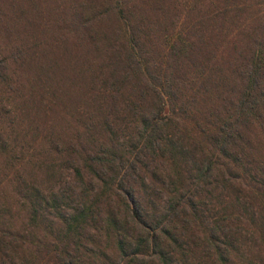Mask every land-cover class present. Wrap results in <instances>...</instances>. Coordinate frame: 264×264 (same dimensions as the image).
I'll return each mask as SVG.
<instances>
[{"label":"trees","instance_id":"1","mask_svg":"<svg viewBox=\"0 0 264 264\" xmlns=\"http://www.w3.org/2000/svg\"><path fill=\"white\" fill-rule=\"evenodd\" d=\"M227 3L200 20L195 42L182 32L172 41L167 12L158 26L131 13L133 24L124 5L98 2L122 22L113 31L129 44L124 77L110 86H133L113 123L102 122L108 140L94 150L89 137L88 148L77 152L88 168V176L76 168L79 194L49 197L36 180L27 188L35 252L24 248L27 230H0V264H264V31L256 38L236 26L239 35L229 41L227 23L217 29L233 11ZM157 35L167 47L148 51L144 40L154 44ZM143 52L157 59L166 53L167 67L163 57L148 65ZM5 121L1 114L3 153ZM97 125L91 116L86 131ZM50 214L62 229L47 222Z\"/></svg>","mask_w":264,"mask_h":264},{"label":"rangeland","instance_id":"2","mask_svg":"<svg viewBox=\"0 0 264 264\" xmlns=\"http://www.w3.org/2000/svg\"><path fill=\"white\" fill-rule=\"evenodd\" d=\"M99 1L90 0L87 11L86 0H0V116L6 119L1 132L8 141L6 153L0 152V230H27L28 241L23 245L28 254L35 252V239L29 231L35 228L31 225L32 210L24 205L27 188L36 180L49 197L52 193L65 197L79 194L83 186L77 169L88 176V168L85 157L79 158L77 152L88 148L89 137L94 140L90 144L94 150L99 149L101 140H108L102 122L106 119L113 123L119 106L124 104L121 97H127L133 86L129 80L110 86L124 77L122 63L126 62L129 44L127 36L115 33L122 22L114 14L103 13ZM110 1L114 7L124 5L133 24L136 20L131 13L158 26L157 21L167 12L168 23L176 30L170 27L172 41L177 39V32H182L184 39L190 35L195 42L200 20L207 19L210 12L218 15L228 4V0H169V4L167 0ZM229 1L228 9L233 11L225 19L221 17L217 29L227 23L231 29L226 36L229 41L237 38L241 29L257 38L256 31H264V0ZM89 14L92 18L84 25L82 18ZM30 21L33 27L29 28ZM158 36L153 38L154 44L144 40L148 51L152 46L156 51L167 47ZM263 39L261 35L259 40ZM225 46L228 49L232 44ZM114 50L118 51L115 57ZM142 56L148 65L159 59L151 53L143 52ZM162 57L164 62L160 58L159 65L163 62L167 67L169 56L162 53ZM105 82L110 83L106 86L109 90L103 92ZM189 99L192 101L193 96ZM91 116L98 125L88 133L85 123ZM261 139L264 151V134ZM47 220L60 224L55 230L62 229L56 215L50 214ZM89 232L97 235L95 229H87ZM6 239L19 251V242L11 236ZM100 239L104 247L106 243Z\"/></svg>","mask_w":264,"mask_h":264}]
</instances>
